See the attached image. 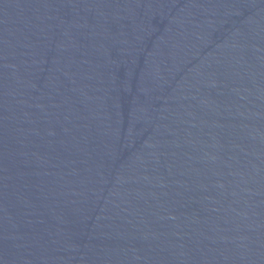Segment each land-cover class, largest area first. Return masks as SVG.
I'll list each match as a JSON object with an SVG mask.
<instances>
[{
  "label": "water",
  "instance_id": "1",
  "mask_svg": "<svg viewBox=\"0 0 264 264\" xmlns=\"http://www.w3.org/2000/svg\"><path fill=\"white\" fill-rule=\"evenodd\" d=\"M0 264H264V0H0Z\"/></svg>",
  "mask_w": 264,
  "mask_h": 264
}]
</instances>
